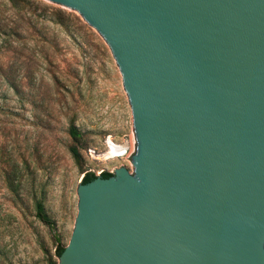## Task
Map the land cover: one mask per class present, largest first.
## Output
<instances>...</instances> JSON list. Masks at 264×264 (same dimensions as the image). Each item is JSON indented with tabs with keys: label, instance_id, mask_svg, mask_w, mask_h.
<instances>
[{
	"label": "water",
	"instance_id": "1",
	"mask_svg": "<svg viewBox=\"0 0 264 264\" xmlns=\"http://www.w3.org/2000/svg\"><path fill=\"white\" fill-rule=\"evenodd\" d=\"M49 1L109 45L138 142L60 264H264V0Z\"/></svg>",
	"mask_w": 264,
	"mask_h": 264
},
{
	"label": "rangeland",
	"instance_id": "2",
	"mask_svg": "<svg viewBox=\"0 0 264 264\" xmlns=\"http://www.w3.org/2000/svg\"><path fill=\"white\" fill-rule=\"evenodd\" d=\"M137 150L122 74L101 34L49 0H0V264H60L84 176L134 174Z\"/></svg>",
	"mask_w": 264,
	"mask_h": 264
},
{
	"label": "trees",
	"instance_id": "3",
	"mask_svg": "<svg viewBox=\"0 0 264 264\" xmlns=\"http://www.w3.org/2000/svg\"><path fill=\"white\" fill-rule=\"evenodd\" d=\"M5 82H6V84H8V86H10V87L15 91V85H14V83H13L11 80H9V79L7 78V79L5 80ZM71 152H72L73 154H75V151H74L73 149H71ZM111 176H112V174L107 173V172H103V173L101 174V177H103V178H109V177H111ZM95 178H96L95 175H93V174H87V175L84 176V178H83V182H84V183H88V182L94 180ZM36 216H37V218H38L41 222H43L44 224H46V225H51V221L48 219V217H47L46 214L44 213V211H43V207H42L41 204H37V207H36ZM64 249H65V247H58V248H57V251H56V256H57V257H60L61 254L63 253Z\"/></svg>",
	"mask_w": 264,
	"mask_h": 264
},
{
	"label": "bare ground",
	"instance_id": "4",
	"mask_svg": "<svg viewBox=\"0 0 264 264\" xmlns=\"http://www.w3.org/2000/svg\"><path fill=\"white\" fill-rule=\"evenodd\" d=\"M120 151V150H119Z\"/></svg>",
	"mask_w": 264,
	"mask_h": 264
}]
</instances>
